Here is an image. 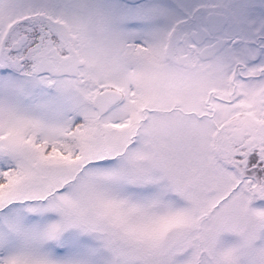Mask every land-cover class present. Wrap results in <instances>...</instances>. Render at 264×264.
<instances>
[{
	"label": "snow or ice",
	"instance_id": "snow-or-ice-1",
	"mask_svg": "<svg viewBox=\"0 0 264 264\" xmlns=\"http://www.w3.org/2000/svg\"><path fill=\"white\" fill-rule=\"evenodd\" d=\"M0 264H264V0H0Z\"/></svg>",
	"mask_w": 264,
	"mask_h": 264
}]
</instances>
